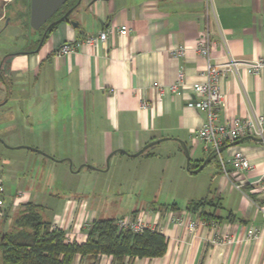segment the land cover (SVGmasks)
Listing matches in <instances>:
<instances>
[{
  "label": "crops",
  "instance_id": "obj_1",
  "mask_svg": "<svg viewBox=\"0 0 264 264\" xmlns=\"http://www.w3.org/2000/svg\"><path fill=\"white\" fill-rule=\"evenodd\" d=\"M74 3L68 20L57 24L41 46L36 48V43L43 33L39 38L28 36L23 47L34 43L33 47L0 55V144L6 142L16 151L24 145L33 147L36 151L28 148L29 152L16 153V166L20 164L17 167L23 171L32 164L47 166L65 185L62 190L52 188V193L45 190L51 201L42 203L44 194L34 180L31 190L18 186L12 193L0 171L6 214L12 212L15 200L19 207L29 202L42 205L47 221L65 231L68 242L72 237L73 242L83 244L94 220H118L137 211L166 237L167 251L159 258L130 261L126 257L122 264H264V192L257 187L264 177V142L248 138L228 145L218 158L195 172L210 153L196 139L207 114L190 106L196 101L192 86L201 81L209 62L236 61L241 66L219 83L220 121L264 117V69L253 75L245 66L264 56V0ZM28 8L31 11V0H0V36L32 29L25 15ZM72 21L79 25L74 27ZM121 26L129 27L127 36L117 33L94 45L85 41L109 27ZM204 34L209 39L210 59L197 51ZM66 44L74 50L60 55ZM180 49L184 54L178 56ZM182 74L184 85L174 92L172 86L178 85ZM153 142L158 143L133 156ZM238 152L253 169L233 170L231 160ZM112 167L122 176L137 172L131 181H117L120 188H165L178 192V201L186 200L179 206L170 201L163 204L154 196L144 201L145 208H135L130 214L112 198L66 186L86 169L90 170L87 176L99 177ZM203 199L217 204L208 209L215 218H202L204 225L190 233L188 224L200 217L187 206ZM178 219L180 224L174 222ZM8 227L9 221L0 217V233ZM250 228L260 230L257 239H248ZM226 237L232 241L222 243ZM73 264L116 261L108 255L95 260L77 254Z\"/></svg>",
  "mask_w": 264,
  "mask_h": 264
},
{
  "label": "trees",
  "instance_id": "obj_2",
  "mask_svg": "<svg viewBox=\"0 0 264 264\" xmlns=\"http://www.w3.org/2000/svg\"><path fill=\"white\" fill-rule=\"evenodd\" d=\"M76 5L74 0H69L47 25L38 30L43 34L36 43V48L48 26L75 9ZM25 15L30 17L29 8ZM55 27L56 25L48 30L45 40ZM216 205L213 201L203 199L192 201L187 209L192 214H198L200 219L209 221L215 218V214L208 209H213ZM154 209L161 210L160 207ZM44 211V206L29 202L19 207L13 219L8 220L9 212L4 216L9 221V227L0 233L1 264H73L77 254L90 256L95 260L100 255H108L114 258L116 264H122L126 257L130 261L159 258L167 251L166 237L157 229L147 228L136 233L119 228L116 219L94 220L85 243L68 242L65 231L51 229L52 223L47 221ZM137 214L136 211L132 215Z\"/></svg>",
  "mask_w": 264,
  "mask_h": 264
},
{
  "label": "built area",
  "instance_id": "obj_3",
  "mask_svg": "<svg viewBox=\"0 0 264 264\" xmlns=\"http://www.w3.org/2000/svg\"><path fill=\"white\" fill-rule=\"evenodd\" d=\"M210 1L211 0H207L208 3ZM117 33L124 37L130 33V29L127 26H121L119 28L109 27L98 36L87 37L85 41L88 45H94L98 41H107L110 36ZM73 50L74 46L72 44H66L60 49L59 54H70ZM197 51L203 57L210 59L209 39L206 34H204L199 40L197 44ZM183 54L184 51L182 49L178 50V56ZM239 66H241V64L236 61H232L225 65H215L209 62L207 68L201 73V81L192 86V90L196 96V101L190 103V106L207 114L206 123L197 131L196 139L204 144L205 150L210 154L218 153L220 149L245 138H257L264 140L263 116L256 118L234 117L226 122L220 121V113L223 107L222 96L219 91L220 80L223 76H227L230 72L237 70ZM245 66L251 74L258 75L264 69V56L260 57L256 61L245 64ZM184 82L182 74L180 75L178 85L172 86V90L177 92V90L184 85ZM159 91L162 93V89H159ZM221 164L223 169L226 171L225 164L223 162ZM231 166L233 170L237 172H246L253 169V165L241 152H238L233 156ZM236 187L240 188L239 185H236ZM257 187L259 190L264 192V177L257 184ZM4 195V185L0 180V217H4L6 215V201ZM16 203L17 201H14L11 207L15 208ZM174 222L180 224L179 219L177 221L174 220ZM116 224L119 228L130 229L136 233L142 232L147 228L153 230L157 229L155 225H151L148 220H146L144 214L118 219ZM198 225H204L201 219H197L195 222H190L188 224L190 233H194ZM51 229L59 230L60 227L57 224H52ZM259 234L260 230L256 228H250L247 232L249 240L257 239ZM73 239L74 238L71 237L69 242H73ZM231 241L232 239H230V237H226L221 242L230 243Z\"/></svg>",
  "mask_w": 264,
  "mask_h": 264
},
{
  "label": "rangeland",
  "instance_id": "obj_4",
  "mask_svg": "<svg viewBox=\"0 0 264 264\" xmlns=\"http://www.w3.org/2000/svg\"><path fill=\"white\" fill-rule=\"evenodd\" d=\"M18 6L23 11L25 10L24 6L19 2ZM26 12V10H25ZM77 23V22H76ZM25 34V35H24ZM24 34L17 32L16 34H11L10 32L4 33L0 36V55L2 58L11 52H16L18 50L23 49H29L30 47L34 46V43H29L28 47H23V45L26 43L28 36L37 35L39 38L40 32L34 29H30L26 31ZM24 35V36H23ZM28 43V42H27ZM1 58V60H2ZM3 72V71H2ZM1 72V76H2ZM27 136L29 135V132H24ZM22 153L29 152L27 150L28 148H33L28 145L21 146ZM13 146L4 142L3 144H0V171L3 175V178L5 180V185L8 187V190L12 191V193L16 192V188L18 186L22 187V190H31L29 188L31 185V181L34 180L36 182V187L43 192L44 196L41 195V202H49V194L45 192V190L52 193L53 189H60L64 186L62 183L59 182V180H56V176L54 173L52 174V171H48V167L46 168L40 167L38 164H32V166L26 167V170L23 171L21 168H18L20 164L16 166V153L18 151L13 150ZM31 153V152H30ZM110 166V165H109ZM16 169H21V172H17ZM114 167H112V171L107 174H101L99 177H91L87 176V172L90 170H84L82 174H79L78 176H74L71 180H69L66 184L67 188H80L84 194H89L91 196H94V194L100 195L102 198L107 199L112 198L113 201L116 203L118 202L119 205H123L124 209L126 210L125 213H130L135 210V208L143 209L146 205L144 204V201L150 200L152 198H155L156 196L159 198V200L163 203H168L170 201V204L176 203L179 205V203H183L186 199L183 197L180 201H178L179 193L175 191H169V189L165 188H156V189H150L149 186H128L120 188L118 186L117 181H121L124 179H127L131 181L133 179V176L135 173H137L135 170H131L132 175L128 177V175H119V171L115 172L113 170ZM129 174V172L127 173ZM200 175V174H199ZM29 181V182H27ZM57 181V182H56ZM21 182V183H20ZM56 182V183H55ZM62 190V189H60ZM47 194V195H46ZM155 196V197H154ZM172 196L173 197L172 199ZM108 198V199H109ZM176 199V201H175ZM110 200V199H109ZM16 201V200H15ZM14 203V202H13ZM163 203V204H165ZM135 206V207H134ZM180 206V205H179ZM12 210L11 213H9V219H13L16 216L17 211L19 210V202L16 203V207L10 208ZM3 232V231H2ZM1 253V251H0ZM1 264V260H0Z\"/></svg>",
  "mask_w": 264,
  "mask_h": 264
},
{
  "label": "water",
  "instance_id": "obj_5",
  "mask_svg": "<svg viewBox=\"0 0 264 264\" xmlns=\"http://www.w3.org/2000/svg\"><path fill=\"white\" fill-rule=\"evenodd\" d=\"M68 1L69 0H31V11H30V26H31V28L34 30H37V31L42 29L45 25H47L52 20V18L60 11V9ZM70 14H71V11L66 13V15L63 16L62 18H60L59 20L53 21L48 26L47 31L43 35L40 46L44 42L48 30L50 28H52L53 26L59 24L60 22L68 20V17ZM71 24L74 27H77L79 25L78 23H76L74 21H72ZM252 139L259 141V142L264 141L262 139H257V138H252ZM240 142H241V140L236 141L230 146L238 145ZM157 143L158 142H153V143L148 144L144 149H142L139 153H137L133 156L137 157V156L141 155L145 150L156 145ZM182 146H183V148L186 152V155L188 157V160H189L190 159L189 150L184 143L182 144ZM226 148L227 147L220 149L218 153L210 154V157L208 159H206V161H204V163L195 172L201 171L208 163H210L213 160H215L216 158H218L219 155L222 154L224 150H226ZM29 149H32V148H29ZM32 150L36 151L35 149H32ZM189 163H190V160H189ZM108 167H109V160H108Z\"/></svg>",
  "mask_w": 264,
  "mask_h": 264
}]
</instances>
